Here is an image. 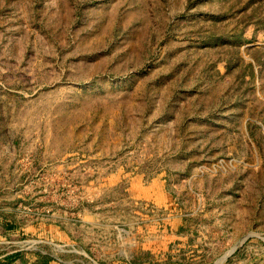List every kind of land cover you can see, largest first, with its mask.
<instances>
[{"label": "rangeland", "instance_id": "obj_1", "mask_svg": "<svg viewBox=\"0 0 264 264\" xmlns=\"http://www.w3.org/2000/svg\"><path fill=\"white\" fill-rule=\"evenodd\" d=\"M0 264H264V0H0Z\"/></svg>", "mask_w": 264, "mask_h": 264}, {"label": "crops", "instance_id": "obj_2", "mask_svg": "<svg viewBox=\"0 0 264 264\" xmlns=\"http://www.w3.org/2000/svg\"><path fill=\"white\" fill-rule=\"evenodd\" d=\"M0 164H1V163H0ZM6 168H7V167L5 166V167H4V168H2V169H3V170H6ZM2 169H1V167H0V170H2Z\"/></svg>", "mask_w": 264, "mask_h": 264}]
</instances>
